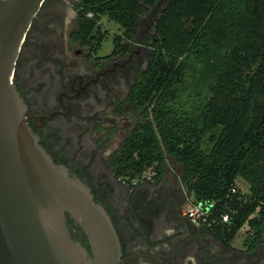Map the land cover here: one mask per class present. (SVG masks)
Returning a JSON list of instances; mask_svg holds the SVG:
<instances>
[{"label":"trees","instance_id":"trees-1","mask_svg":"<svg viewBox=\"0 0 264 264\" xmlns=\"http://www.w3.org/2000/svg\"><path fill=\"white\" fill-rule=\"evenodd\" d=\"M157 4L82 0L74 37L99 52L108 16L123 29L115 48L129 53ZM155 30L150 65L130 96L137 128L114 159L118 176L134 181L154 168L160 180L171 168L225 247L249 226L245 246L254 250L264 242V0H167Z\"/></svg>","mask_w":264,"mask_h":264},{"label":"flooded vegetation","instance_id":"flooded-vegetation-1","mask_svg":"<svg viewBox=\"0 0 264 264\" xmlns=\"http://www.w3.org/2000/svg\"><path fill=\"white\" fill-rule=\"evenodd\" d=\"M81 1L47 0L17 61L14 83L39 145L108 211L125 264H264V242L230 249L185 216L191 194L171 168L160 180L118 176L115 156L137 128L130 96L150 65L151 30L141 33L142 20L129 53L127 45L101 56L91 40L74 37Z\"/></svg>","mask_w":264,"mask_h":264},{"label":"water","instance_id":"water-1","mask_svg":"<svg viewBox=\"0 0 264 264\" xmlns=\"http://www.w3.org/2000/svg\"><path fill=\"white\" fill-rule=\"evenodd\" d=\"M46 1L0 0V264H125L110 214L39 145L14 83Z\"/></svg>","mask_w":264,"mask_h":264},{"label":"rangeland","instance_id":"rangeland-1","mask_svg":"<svg viewBox=\"0 0 264 264\" xmlns=\"http://www.w3.org/2000/svg\"><path fill=\"white\" fill-rule=\"evenodd\" d=\"M78 1H80V0H78ZM166 4H167V0H158V6L155 9L151 10L150 12H148L143 17V22H142V25H141V33L143 35H145L144 31H145V29L147 27H149V29L151 30L150 31L151 35H154L156 33V30H155L156 20H157V18L159 16L160 12L165 8ZM101 25H102V31L104 32V34L107 33V36H106V38L104 39V42H103V47H102V49L100 51V55L104 56V55H108V54H110L112 52V50L115 47V44H114L115 38L119 34H122L123 29L117 23L112 22L109 19L108 16H103L101 18ZM135 45L136 46H143L144 43L138 40V41L135 42ZM214 134L215 135L219 134V131H216ZM209 137H210V135L208 136V138L206 139L205 144H204V150L206 152H210V150L212 148V145L209 142ZM172 168L175 169L174 167H172ZM151 171L152 170L149 169L147 171V175H150ZM237 185H238V188L245 195H249L250 194V187L242 178H239L237 180ZM191 198H194V197L191 196ZM248 230H249V226H245L239 232V234L237 235L235 243H236L238 249L246 247L245 246V241L247 239V231Z\"/></svg>","mask_w":264,"mask_h":264},{"label":"built area","instance_id":"built-area-1","mask_svg":"<svg viewBox=\"0 0 264 264\" xmlns=\"http://www.w3.org/2000/svg\"><path fill=\"white\" fill-rule=\"evenodd\" d=\"M89 18L93 19L94 15L90 13L88 15ZM150 175H147V171L140 177L136 178V180H139L141 177L147 178L151 175L155 174L154 168H151ZM185 216L190 219L192 222L197 224H204L207 222V213L204 211V209L196 202L195 198H190L187 206L185 208ZM229 218L225 217L224 222H228Z\"/></svg>","mask_w":264,"mask_h":264},{"label":"crops","instance_id":"crops-1","mask_svg":"<svg viewBox=\"0 0 264 264\" xmlns=\"http://www.w3.org/2000/svg\"><path fill=\"white\" fill-rule=\"evenodd\" d=\"M119 35H123V31H122V34H119ZM233 248H235V249H237V250H239V251H241V250H246V249H245L246 247L241 248V249H238L236 243L233 244Z\"/></svg>","mask_w":264,"mask_h":264}]
</instances>
